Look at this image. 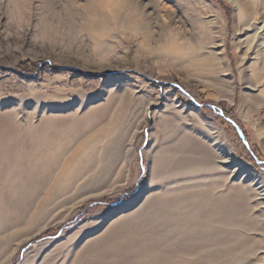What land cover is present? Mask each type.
<instances>
[{
    "label": "rangeland",
    "instance_id": "1",
    "mask_svg": "<svg viewBox=\"0 0 264 264\" xmlns=\"http://www.w3.org/2000/svg\"><path fill=\"white\" fill-rule=\"evenodd\" d=\"M113 4L118 21L89 29L92 12ZM263 23L264 0H0V113L14 111L21 129L28 117L33 126L79 118L75 146L97 147L94 174L103 148L106 160L98 187L70 190L41 213L55 179L22 222L3 228L0 264L186 258L196 225L195 246L206 252L194 264H264V200L252 190L264 185V95L248 88ZM221 145L232 154L223 168ZM180 186L182 197L212 203L205 242L188 207L186 228L163 215ZM146 195L136 217L116 220Z\"/></svg>",
    "mask_w": 264,
    "mask_h": 264
},
{
    "label": "bare ground",
    "instance_id": "2",
    "mask_svg": "<svg viewBox=\"0 0 264 264\" xmlns=\"http://www.w3.org/2000/svg\"><path fill=\"white\" fill-rule=\"evenodd\" d=\"M116 5L117 4L114 6L113 4L110 6L111 13H109L110 10L107 14L92 12L94 16L91 15L92 17L88 19L89 29H105L107 28V20L118 21L121 16ZM259 27V30L262 32L259 37L261 42L256 43V49L253 53L254 56L251 58L255 61V72L257 73L255 81L249 82L248 88L255 90V88L259 89V87L262 86L259 92L264 95V23ZM170 43L169 48L172 49V51H180L181 47H179L177 43ZM182 50L183 49H181V51ZM208 54H210L211 58H209L213 61L221 59L218 57V53L210 52ZM164 83V85L169 86L167 82ZM168 88L169 87H167V89ZM231 89L229 90L232 91ZM262 101H264V99ZM14 115V111L0 113V236L3 235V228H14L18 223L23 221V214L27 212L24 210L27 208L28 204L32 203L31 207H33L38 197L48 190V184L54 182L55 179L56 182L52 184L53 186H51L50 192H47L48 195L45 196L46 198L42 202L40 209L41 213L45 211L43 209H46L53 199L59 198V196L66 192L68 193L70 190L77 188L79 192V190L82 189L92 187L94 189V187H98L103 180L101 178L102 176L97 174L106 168V160L103 158V153L105 152L104 148L102 150V156L99 158L102 164L100 163V168L97 169V173L94 174V172H96L94 170L99 163V160H97V147L95 148L93 146V142L80 148L75 146L82 138V135H84V132L79 127L81 121L79 118L75 119L73 116L72 119L67 122L57 116H48L39 119L40 121L37 122L38 124L33 126L31 125L32 123H29L30 118L28 117L26 129H21L18 128L16 124H13ZM220 147L221 148H219L216 153L219 160L218 167L223 168L230 162L232 154L228 152L230 149L228 150L227 146L226 148L223 147V145ZM241 168L242 166L237 163L231 173ZM87 175L89 177L86 179L85 176ZM185 188L186 187L182 188L180 186L172 190V192H176V195L171 198L170 201L166 202L163 215L167 216L173 214L176 217H180V219H183L184 228L188 225L187 222H191L187 217V211L191 215L190 217L196 216L198 218V216H201L203 222L201 226H203V230L201 231L202 235L200 241L205 242L204 240L208 237L207 230H212L211 212L209 210L212 203H210V200L205 197V195L203 197L201 194L188 195L187 199L189 200H187L185 198L186 195L183 197L181 196V190L183 191ZM252 190L256 192L255 194L258 198L260 197L261 202H263L264 185H255ZM150 197L151 196L147 197L146 195V198H144L139 205H136L131 212L122 214L116 220L122 222L136 217L143 207L148 205ZM187 207L189 210H187ZM168 227L170 226L168 225ZM195 228H193L194 231H192L190 235L193 241L190 244L188 243L184 253L186 258H177L176 256L174 257V255H164L163 257L156 253V255H147V262L150 263L155 261L150 264L196 263L195 261H197V259L203 257L204 254L202 255V252L204 248L201 249L203 250L201 251L195 246V240L197 239ZM217 231L218 230H216V232ZM4 249L5 246L2 247V245H0V253ZM204 252H206V250ZM190 256H192V258ZM204 258L205 257H203V260Z\"/></svg>",
    "mask_w": 264,
    "mask_h": 264
},
{
    "label": "water",
    "instance_id": "3",
    "mask_svg": "<svg viewBox=\"0 0 264 264\" xmlns=\"http://www.w3.org/2000/svg\"><path fill=\"white\" fill-rule=\"evenodd\" d=\"M230 122L234 125V127L236 128L237 132H238V136L240 137L239 139L243 140L244 144L247 146V142L244 141V135L242 133V131L240 130V128L233 122L230 120Z\"/></svg>",
    "mask_w": 264,
    "mask_h": 264
}]
</instances>
